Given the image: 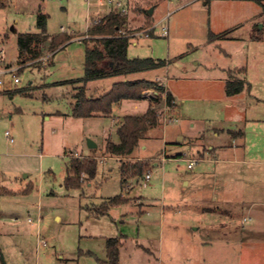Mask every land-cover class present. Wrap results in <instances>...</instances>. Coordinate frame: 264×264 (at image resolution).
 <instances>
[{"label":"rangeland","instance_id":"obj_1","mask_svg":"<svg viewBox=\"0 0 264 264\" xmlns=\"http://www.w3.org/2000/svg\"><path fill=\"white\" fill-rule=\"evenodd\" d=\"M1 1L0 187L12 192L0 195L6 263L103 264L97 258L107 261V240L120 238L125 242L120 264H264V122L245 120L264 119V105L224 103L226 81L241 76L238 69H229L246 63L242 40L249 35L264 39L263 6L235 0H123L134 32L155 27L150 36L132 39L129 58L167 61L135 77L162 79L176 102V108L166 110L162 95L155 106L162 111L161 124L147 132L135 154L148 161L151 178L125 182L118 159L109 158L104 146L107 140L119 141L118 117L143 115L150 101L123 100L111 116L74 117L81 83L70 80L84 74L85 43L74 41L55 54L45 50L34 64L23 62L18 45L19 33L36 31L39 13L48 15L50 34H82L115 4ZM164 28L166 36L161 35ZM210 31L227 32L230 38L209 41ZM112 81H91L87 92L96 87L109 91ZM255 81L263 96L264 70L255 71ZM227 129H237L235 140ZM89 140L98 146L96 154L82 156L90 153ZM211 146L222 149L214 156ZM70 156L105 157L106 163H99L94 180L82 178V189L67 190L63 182ZM190 160H197L192 169ZM119 195L125 202L99 214L102 203ZM229 215L235 218L237 236L225 225ZM223 237L238 245L224 247L218 242ZM202 241L218 243L203 247Z\"/></svg>","mask_w":264,"mask_h":264},{"label":"trees","instance_id":"obj_2","mask_svg":"<svg viewBox=\"0 0 264 264\" xmlns=\"http://www.w3.org/2000/svg\"><path fill=\"white\" fill-rule=\"evenodd\" d=\"M246 1V0H244ZM250 1V0H247ZM263 6L262 0H251ZM0 7H5V3L0 0ZM48 15L39 13L36 22V31H27L18 34V45L23 62H39L40 58L48 52H55L68 43L73 34L60 33L50 35L47 31ZM149 25V22H148ZM140 30L142 28H139ZM135 29L126 25V14L118 10L111 11L101 18L97 23L92 24L87 30L89 39H84V74L80 79L70 80L71 83H81L77 88L75 98L77 104L73 109V116L77 118H88L93 116H110L115 104L123 100L139 101L144 97V91L153 89L156 94L151 97V101L159 104L162 95L166 92L165 86L158 80L146 78H131L130 75L144 71L163 68L167 61L163 59L149 58H129L128 48L133 37L131 34ZM152 32V31H151ZM150 32V33H151ZM228 33L215 34L209 32V41L216 39H227ZM260 39L259 36H253ZM51 60V59H50ZM49 60V61H50ZM240 73L245 72V68L238 69ZM111 77H121L113 83L111 89L99 97H88L86 85L90 81L106 79ZM126 78L124 81L123 79ZM250 88V83L245 78L232 77L225 83L227 96H234ZM23 92L24 90H19ZM173 97L166 92V102L173 108ZM161 124V113L157 107H149L143 115H126L122 117L117 126L118 142L107 140L105 153L109 157L120 159V174L123 181L143 177L150 170L147 160H137L136 152L141 148L142 142L149 130ZM229 133L236 137L232 130ZM240 136L243 131L239 130ZM99 159L95 156L76 157L70 156L67 163V175L63 185L67 190L82 189L83 180L92 181L97 177ZM12 193L5 187H0V195ZM125 202L121 196H116L102 203L99 214H104L109 205H117ZM2 214L0 212V218ZM122 242L120 238H109L107 240V261L97 258L103 264H120V248ZM1 261V245H0Z\"/></svg>","mask_w":264,"mask_h":264},{"label":"crops","instance_id":"obj_3","mask_svg":"<svg viewBox=\"0 0 264 264\" xmlns=\"http://www.w3.org/2000/svg\"><path fill=\"white\" fill-rule=\"evenodd\" d=\"M226 1V0H225ZM229 1H231V0H229ZM235 1H244V0H235ZM247 1V0H246ZM251 1V0H250ZM208 3V2H207ZM113 10H116V9H113ZM112 10V11H113ZM111 12V11H110ZM110 12H108L106 15H108ZM148 14H149V12H148ZM106 15H104V16H101V17H99V18H97V19H101V18H103V17H105ZM150 15V14H149ZM147 18H149L148 16H147ZM129 22L127 21L126 22V25L128 26V27H131L130 26V24H128ZM93 24V22L92 23H89L88 24V26H87V30L89 29V27L91 26ZM132 28V27H131ZM87 30L84 32V33H82V34H75V33H72L73 34V37H72V39L68 42V43H66L63 47H61V48H59V49H57L55 52H52V53H57L58 51H61V50H63V49H65L68 45H70V43H73L74 41H79V42H81V43H83V40L84 39H89V38H91V36H89V35H87ZM60 33H64V32H59V33H55V34H60ZM214 33V32H213ZM220 33H222V32H220ZM50 34V33H49ZM215 34H218V33H215ZM51 36L52 35H54V34H50ZM253 36H255V35H249L246 39H243L242 41H243V44H242V52H243V54H244V58H245V65H242L241 67H239V66H235L234 68H232V69H229V70H234V69H240V68H245V72H243V73H241V76H240V78H245L249 83H250V88H248V89H246V91H243L242 93H240V94H238V95H234V96H227L228 98L227 99H225V101H224V103L226 104V105H233V103L234 102H238V101H240L241 102V105H243V104H247V101H249V102H257L258 104L259 103H262L263 105H264V95L263 96H260V95H258V93L257 92H259V89H257L256 88V81H255V71L257 72L258 70H264V39H254L253 38ZM228 38H230V36L228 35ZM239 37H232V40H239L238 39ZM222 40V39H221ZM136 44V43H135ZM84 55H85V50H84ZM44 56V55H43ZM42 56V57H43ZM54 56V55H53ZM52 56V57H53ZM41 57V58H42ZM198 64V63H197ZM84 70V69H83ZM135 75L136 74H133V75H130L129 77H131V78H139V77H135ZM81 78V77H80ZM112 79H113V81H112V84L111 85H113V83L114 82H116V81H118V80H120L121 79V77H111ZM158 79V78H157ZM156 79V80H157ZM124 81L126 80V78H124L123 79ZM162 80V79H161ZM96 81V80H95ZM91 82V81H90ZM89 83V82H88ZM87 83V84H88ZM81 85H78L77 86V88L78 87H80ZM165 87H166V92H169L171 95H172V97H173V99L175 100V97L173 96V93L171 92V91H169V89L167 88V86H166V84H165ZM103 90H105V89H100V88H98V87H96V89L95 90H93V92L92 93H90V92H87V85H86V93H87V96L88 97H94L93 95H95L96 97H99V96H101V95H103V94H105L106 92H108V91H103ZM260 90H262V89H260ZM262 91H264V90H262ZM144 99H147V100H149L150 101V107L152 106V107H155V106H157V103H155V102H153V101H151L150 99H148V98H146V97H143ZM76 99V98H75ZM243 101H245V102H243ZM122 102V101H121ZM121 102H119V103H117V104H120ZM176 103V102H175ZM76 104H77V100H76ZM117 104H115L114 105V107L117 105ZM76 106V105H75ZM114 107H113V112H114ZM175 108H176V105H175ZM175 108H174V110H175ZM246 108H248V107H246ZM173 110V111H174ZM178 110V109H177ZM247 110V109H246ZM113 112H112V114H113ZM177 112V111H176ZM255 112H254V110H252V114H254ZM111 114V115H112ZM110 115V116H111ZM251 115V114H250ZM125 116V115H124ZM123 116V117H124ZM93 117H104V116H102V115H99V116H93ZM121 119H122V117H118L117 118V123L119 124L120 123V121H121ZM245 120L248 122V121H254V122H264V119H258L257 117H254V116H248V117H246L245 118ZM225 129H221V130H216V131H219V132H223ZM230 130H237V129H227V132L229 133V131ZM218 132V133H219ZM230 134V133H229ZM231 135V134H230ZM232 136V135H231ZM244 136V134L242 135V136H240V137H243ZM202 138H204V135H202L201 136ZM233 137V136H232ZM240 137H237V138H240ZM236 139V137H233V140H235ZM183 140V139H182ZM182 140H180V141H182ZM179 141V142H180ZM98 147V146H97ZM97 147H95V148H97ZM145 147V146H144ZM232 147L233 148H237L238 147V145H236V144H233L232 145ZM95 148H90L89 146H88V149H89V151H90V153L89 154H81L82 156H90V155H95L96 154V151H95ZM219 148H221L222 149V146H211L210 147V150L211 151H209L210 153H212L214 156L218 153V151H220L219 150ZM104 150H105V146H104ZM223 151H225V150H223ZM173 156H176V157H179V156H181V154H179V153H176L175 155H173ZM105 158V157H104ZM109 158H111V159H113L114 161H116L117 162V160H115L113 157H109ZM118 159V161L119 162H117V163H119V165H120V159L119 158H117ZM167 160V158L166 157H164V158H162V161H164V160ZM202 159H205V158H202ZM101 163V162H100ZM104 163H106V160H105V162ZM103 163V164H104ZM157 165V164H156ZM185 183H187V182H185ZM232 199V198H231ZM244 204V203H243ZM242 204V205H243ZM199 210H201V212H203V213H205V212H211L210 210H207V209H205V208H198ZM213 212V211H212ZM228 219V221L227 222H225V225L226 224H229L228 225V227L229 228H231V230L233 229L234 230V233H235V236H237V233H236V229L237 228H235V226H234V221H235V218L234 217H232L231 215H229V218H227ZM226 219V220H227ZM247 218L245 217V220H246ZM230 230V231H231ZM262 230H264V228L262 229ZM241 233H243V231H240ZM235 240V239H234ZM232 238H225V237H223L222 238V240L221 241H218V242H220V244L221 245H223L224 247H226V248H230V246L233 244V245H238V240H236L237 241V243L234 241ZM122 242V246H121V248L123 247V245H124V243L125 242H123V241H121ZM217 241H202V242H199V245H202L203 247H205V246H207V245H209L210 247H212V246H214L216 243H218ZM262 245L264 246V244L262 243ZM242 246V245H241ZM248 247L250 248L251 246H242L241 248L242 249H248ZM252 247H254V246H252ZM121 248H120V250H121ZM225 248V250H224V252H226V251H228L227 249ZM2 251V250H1Z\"/></svg>","mask_w":264,"mask_h":264},{"label":"built area","instance_id":"obj_4","mask_svg":"<svg viewBox=\"0 0 264 264\" xmlns=\"http://www.w3.org/2000/svg\"><path fill=\"white\" fill-rule=\"evenodd\" d=\"M109 1V3L110 4H115V6H116V10H118V11H120V12H122L123 14H126L127 13V8H126V4L123 2V0H108ZM97 23V22H96ZM155 29V27H153V28H151V29H148V30H145L144 32H142V33H138V32H133L132 34H131V36L133 37V38H137V37H143V36H150V32L151 31H153ZM168 34V30H167V28H164L163 30H162V33H161V35L162 36H166ZM2 53L4 54V51H2ZM3 73V71L2 70H0V74H2ZM158 81H160L161 83H162V80L161 79H157ZM16 81H18V78H16ZM2 84V80H1V78H0V85ZM164 86H165V84L164 83H162ZM166 88V87H165ZM150 91V92H149ZM145 93H150L149 94V96H150V98L149 99H151V97L152 96H154L155 94H156V92L153 90V89H149V90H147ZM165 95H164V106H165V109L167 110L168 108H171L168 104H167V102H166V92L164 93ZM144 96H145V94H144ZM173 103H175V100H173L172 101ZM161 114H162V111L160 112ZM175 118H170L169 119V122H171L172 120H174ZM165 120H167V117H165ZM6 135L8 136V132L6 133ZM11 141H12V139H11ZM101 163H104L105 162V159L103 158H101L100 160H99ZM196 162H197V160H190L189 161V163H188V167L190 168V169H192L194 166H195V164H196ZM151 178V174L150 173H147L146 174V180H149ZM43 241V240H42ZM45 243V242H44Z\"/></svg>","mask_w":264,"mask_h":264},{"label":"water","instance_id":"obj_5","mask_svg":"<svg viewBox=\"0 0 264 264\" xmlns=\"http://www.w3.org/2000/svg\"><path fill=\"white\" fill-rule=\"evenodd\" d=\"M148 12H149V14L151 15L152 12H153V9L151 8ZM181 139H182V138H181ZM181 139H180V140H181ZM88 146H89L90 148H95V147H97V145H96L93 141H91V140H89V142H88ZM1 261L3 262V264H7L6 261H5V259H4V256H3L2 253H1Z\"/></svg>","mask_w":264,"mask_h":264}]
</instances>
